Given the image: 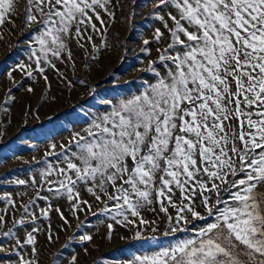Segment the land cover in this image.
<instances>
[{"label":"snow or ice","instance_id":"obj_1","mask_svg":"<svg viewBox=\"0 0 264 264\" xmlns=\"http://www.w3.org/2000/svg\"><path fill=\"white\" fill-rule=\"evenodd\" d=\"M148 3L137 59L150 79L137 77L141 88L115 102L101 97L103 109L90 114L105 81L73 80L58 64L75 75L79 53L91 69L111 48L118 13L134 28L140 0H0V40L11 25L20 38L10 47L27 53L0 72L11 85L0 98L6 122L13 89L35 94L25 78L50 89L53 71L67 88L86 89L66 114L84 126L33 157L26 178L7 180L23 191L0 195V264H42L40 234L54 247L73 221L47 264H81L76 248L89 256L96 239L84 231L89 217L104 218L109 241L119 226L131 233L122 240L140 242L123 264H264V0ZM121 47L123 62L130 50ZM115 79L113 71L106 81Z\"/></svg>","mask_w":264,"mask_h":264},{"label":"rangeland","instance_id":"obj_2","mask_svg":"<svg viewBox=\"0 0 264 264\" xmlns=\"http://www.w3.org/2000/svg\"><path fill=\"white\" fill-rule=\"evenodd\" d=\"M125 3L127 5L128 0H125ZM140 3L141 6L135 10L137 15L133 21L134 28L130 26L123 14L118 13L117 22L110 28L108 34L111 48L98 63L92 65L91 69L83 67V59L79 53L76 56L78 70L75 75L72 74L70 67L66 68L64 65L58 64L60 70L73 80L85 79L89 85L97 81H105L97 89L100 96L97 97L96 101L86 106L90 114L96 113L97 109H103L104 105L100 103L101 97L115 102L116 99L125 98L141 88L142 80L137 79V77H143L144 80L150 79V74L139 71L144 65L139 62L137 57L140 56V42L150 34L151 22H146L144 17L151 4L148 3V0H140ZM128 10L126 6L125 13ZM10 28L11 25L5 26L3 39L0 40V72L5 74L8 68L15 63L26 62L27 56L24 51L25 44L10 47L16 44L20 38L19 30L13 31L10 35L8 31ZM122 41L130 50L123 62H121V56L124 55V49L121 47ZM154 47L153 55H155ZM113 71L116 72V79L107 82L108 74ZM20 75V73L16 74L17 79L20 78ZM48 75L51 84L50 89L40 78H37V81L25 78L27 81L25 87L28 84L35 87L34 95L27 94L24 89L19 91L13 89L17 102L10 110L11 123H7V118L0 114V133L6 132V135L0 138V177L5 178V180L0 181V195L12 193L19 198L18 193L23 189L7 183V180L17 177L26 178L30 174L29 164L32 163L33 157L40 159L49 143L62 142L72 131H78L84 126V121L75 120L74 114L72 116L66 114L71 112L74 105L85 99L86 89L80 85L69 89L60 81L55 72L49 71ZM7 87H11V85L3 76H0V98L3 97ZM53 97H55L54 100ZM29 108L32 115H25ZM70 120L72 122H69ZM41 206H44L43 202H41ZM59 206L63 208L64 202L60 201ZM65 214L68 215L67 211ZM145 216L148 219H155V216L150 212H145ZM81 219H84L83 215ZM103 219V217L100 219L89 217L90 227L84 231L94 234L96 239L93 244L87 245L91 253L89 256H85L80 248H76L81 256V264H93V261L98 258H102V264H123V261L131 259L133 254H139L143 251L140 248V242L121 239V236L130 237L131 233L119 226H116L115 234L110 241L105 239L106 228L101 223ZM47 223L48 221H42L40 226L44 227ZM51 223L53 230L59 232L61 222L55 212L51 214ZM161 227L163 228V225ZM74 229L75 221H73V227L67 232H59L60 239L54 247L47 245L43 233L40 234L38 239L42 249V264H47L48 259H50V250L59 248L65 242L66 236L70 235ZM20 235L22 236L23 233ZM70 252L71 250H69Z\"/></svg>","mask_w":264,"mask_h":264}]
</instances>
